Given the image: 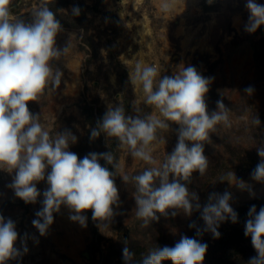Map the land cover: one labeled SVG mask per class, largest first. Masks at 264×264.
Wrapping results in <instances>:
<instances>
[{
  "label": "rangeland",
  "instance_id": "1",
  "mask_svg": "<svg viewBox=\"0 0 264 264\" xmlns=\"http://www.w3.org/2000/svg\"><path fill=\"white\" fill-rule=\"evenodd\" d=\"M42 2L64 22L56 39L57 46L67 44L68 51L54 62L63 73L59 88L29 102V110L41 114V123L53 138L65 129L77 137L69 151L77 153L83 145L88 146V154L111 151L119 165L114 177L119 200L113 205V217L106 222L93 220L92 210H86V226L72 220L75 213L61 206L42 236L32 221L42 208L43 195L37 203L26 204L10 187L15 173L0 170V215L16 223L15 247L21 252L6 264H125V246L135 253L136 264L150 250L174 246L181 236L207 245L203 264H247L257 253L251 237L244 235V214L249 210L242 213L240 209L264 200V183L251 178L260 161L257 148L264 147V63L258 61L264 51V25L255 33L244 30L249 16L246 0H213L211 5L207 0H170L172 7L167 12L162 8L164 0H12L14 18L31 21V13ZM256 2L264 4V0ZM74 6L79 7V15L72 14ZM137 64L157 67L161 78L192 65L204 77L212 78L206 95L209 114L217 110L218 100L230 110L229 125H217L204 143L206 174L188 185L202 206L212 193L232 194L230 205L238 220L221 222L219 238L207 231L197 236L196 229L189 227L195 222L204 228L198 211L175 217L157 213L159 218L144 226L135 215V184L131 180L126 184L121 177L131 178L161 164L177 144L179 125L170 123L168 131H158L159 139L150 146L156 165L134 158L115 137L101 133L90 139L97 121L117 105L125 109V115L134 116L139 108L140 115L160 118L144 103L142 86L130 82ZM249 87L250 94L245 91ZM90 115L95 116L94 125L89 123ZM256 117L259 126L253 123ZM50 171L49 167L46 175ZM229 172L250 190L220 181ZM173 178L169 177L170 182ZM47 187L46 179L37 183L41 193ZM261 207L256 206L257 211ZM105 223L106 228L102 226Z\"/></svg>",
  "mask_w": 264,
  "mask_h": 264
},
{
  "label": "clouds",
  "instance_id": "2",
  "mask_svg": "<svg viewBox=\"0 0 264 264\" xmlns=\"http://www.w3.org/2000/svg\"><path fill=\"white\" fill-rule=\"evenodd\" d=\"M211 5L213 0H207ZM12 0H0V170L15 173L10 187L15 195L26 204L37 203L43 195L42 208L35 213L32 221L40 235H45L54 221L53 213H59L66 206L75 215L72 220L86 226V210H92V219L109 221L113 215V205H118V189L114 177L119 165L112 152L89 153L82 159L69 151L70 144L77 137L68 129L57 132L55 138L41 123V114L29 110V102H37L48 91L59 88L63 73L55 66L68 51L67 44L57 46V35L63 31L56 14L42 2L31 13V21L14 18ZM170 0H164L162 8L169 11ZM249 12L244 25L247 33H255L264 25V4L256 0H246ZM78 6L72 8L73 15H79ZM155 66L137 64L130 82L139 83L145 94L144 103L152 106L159 117L125 115L122 106L108 109L91 129L90 139L106 134L115 137L120 145H126L134 158L147 164L156 165L150 146L159 139L158 131L170 128V123L179 125L177 144L171 154L158 166L146 168L139 175H122L127 184H135V215L143 220L144 226L164 216L183 213L191 216L200 212L204 228L195 222L190 228L200 236L204 231L219 238L221 222L231 220L236 223L238 214L230 205L232 194L212 193L205 205L199 202L196 192L190 191L193 173L204 176L208 169V157L204 154V143L209 134L219 124L229 125V109L222 100L217 101V110L209 114L206 95L211 77H204L196 67H183L172 76L160 77ZM249 94L251 87L245 89ZM253 123L259 126L258 117ZM165 143V141H163ZM189 142L191 144L189 145ZM259 163L253 169L251 178L264 183V147L257 148ZM100 160L111 165L114 171L102 166ZM50 167L51 171L47 172ZM174 177L171 182L169 177ZM46 179L48 187L41 193L37 183ZM183 181L184 183H181ZM220 181L234 184L241 190H250L242 180H237L233 172L221 177ZM171 210V211H169ZM244 235L251 237L257 255L247 264H264V206L257 212L252 205L247 213ZM107 227V224H103ZM18 239L16 223L11 218L0 215V264L21 255L15 247ZM207 245L195 238L181 236L174 246L157 247L142 256L140 264H203ZM24 252H27L26 245ZM125 264H133L135 253L127 246L122 250Z\"/></svg>",
  "mask_w": 264,
  "mask_h": 264
},
{
  "label": "trees",
  "instance_id": "3",
  "mask_svg": "<svg viewBox=\"0 0 264 264\" xmlns=\"http://www.w3.org/2000/svg\"><path fill=\"white\" fill-rule=\"evenodd\" d=\"M63 23L64 22H61V24L63 25ZM258 61L259 62H262V63H264V51L261 53V54H259V57H258ZM92 111V110H91ZM95 118V116H92V115H90L89 116V118L88 119H90V124L91 125H94L93 124V119ZM84 147H81V148H79L78 150V152L76 153L77 154V156L79 157V158H83L84 156H86L88 153V146L87 145H83ZM115 163H116V159H115ZM101 165L102 166H106V167H108L109 168V170L110 171H114V169L112 168V166L111 165H107L106 164V162L103 160V162H101ZM198 175V174H197ZM197 177H199V175L198 176H193L192 177V180H191V184H194V183H196L197 181H198V179H197ZM194 181V182H193ZM264 202V200L263 199H260V200H258V201H254V202H252V204H251V206L254 204V205H256V206H259V207H261V206H263L264 204H261V203H263ZM249 208H250V204L248 205V206H244L243 208H241L240 209V211L243 213V212H246L247 210H249ZM258 208V207H257ZM260 210V209H259ZM259 210L257 211V212H259ZM247 213V212H246ZM244 217H246V219H248V216L246 215V214H244ZM245 225V224H244ZM240 235H243V234H241V232H240ZM245 253V252H244ZM136 264H140V262H136ZM167 264H172V262L170 261L169 263H167Z\"/></svg>",
  "mask_w": 264,
  "mask_h": 264
}]
</instances>
